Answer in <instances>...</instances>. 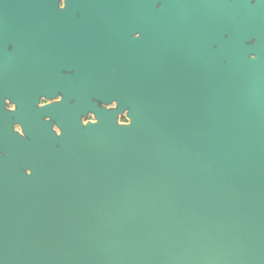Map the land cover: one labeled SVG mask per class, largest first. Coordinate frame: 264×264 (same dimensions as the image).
Listing matches in <instances>:
<instances>
[{
	"label": "water",
	"instance_id": "water-1",
	"mask_svg": "<svg viewBox=\"0 0 264 264\" xmlns=\"http://www.w3.org/2000/svg\"><path fill=\"white\" fill-rule=\"evenodd\" d=\"M15 1L14 12L33 11ZM163 1L150 26L162 35L139 68L88 59L75 76L57 77L78 94L71 109L88 108L98 122L82 132L76 114L61 119V151L33 155L44 162L23 178L38 188L17 190L15 157L0 160L12 166L0 264H264V0ZM102 2L80 1L86 14L87 3ZM153 2L141 5L153 14ZM129 3L122 10L133 12ZM49 12L59 13L53 1ZM14 22L19 33L38 31L45 51L53 44V20ZM250 35L258 43L244 44ZM92 96L128 107L132 124Z\"/></svg>",
	"mask_w": 264,
	"mask_h": 264
},
{
	"label": "flooded vegetation",
	"instance_id": "flooded-vegetation-1",
	"mask_svg": "<svg viewBox=\"0 0 264 264\" xmlns=\"http://www.w3.org/2000/svg\"><path fill=\"white\" fill-rule=\"evenodd\" d=\"M52 1L58 14L49 12ZM80 1L70 3L69 7L68 0H28L24 5L33 11L17 13L13 11L18 4L15 0H0V160L8 161L15 157L14 171L22 173V177L12 179L17 190L23 186L26 190L28 187L38 188L35 182L23 179L33 175L32 162L39 165L44 162L31 160L33 155L49 146L61 151V138L65 132L61 119L76 114L82 132L88 122H98L96 114L88 108L71 109L78 101V94L74 91L65 93L57 85L60 82L57 77L75 76L78 67L86 66L88 59L91 62L105 60L112 64L108 65L111 67L139 68L142 53L154 51L156 36L162 35L150 26L158 19L156 12L164 7L163 0H154L153 14L149 6L141 5L142 0H103V5L95 7H88L87 3V14ZM126 2H130L128 5L133 12L122 10ZM255 2L247 0L250 6ZM142 16L152 22L143 23L142 27ZM219 17V13L210 14V19ZM28 18L35 21L33 28H39L44 20L55 22L56 28L51 32L53 44L48 51L38 43V31L32 29L19 33L16 30L14 21ZM235 18L240 19L241 15ZM204 24L207 25L206 22ZM194 36L199 45V35L196 33ZM222 38H229V33L225 32ZM243 41L246 45L258 43L254 35ZM218 46V42H213L211 47L215 49ZM228 50L231 51V46ZM248 56L255 57V54L250 52ZM191 62L190 58L184 60L186 65ZM91 99L100 108L114 110L120 124L129 125L128 107L118 111L115 100L105 102L95 96ZM49 133L54 138L52 142L48 141ZM11 169L12 166L2 167L0 163V198L4 196L5 171Z\"/></svg>",
	"mask_w": 264,
	"mask_h": 264
},
{
	"label": "bare ground",
	"instance_id": "bare-ground-1",
	"mask_svg": "<svg viewBox=\"0 0 264 264\" xmlns=\"http://www.w3.org/2000/svg\"><path fill=\"white\" fill-rule=\"evenodd\" d=\"M132 124V120H130V123H129V125H131Z\"/></svg>",
	"mask_w": 264,
	"mask_h": 264
},
{
	"label": "rangeland",
	"instance_id": "rangeland-1",
	"mask_svg": "<svg viewBox=\"0 0 264 264\" xmlns=\"http://www.w3.org/2000/svg\"><path fill=\"white\" fill-rule=\"evenodd\" d=\"M117 122L119 123L120 122V119H118Z\"/></svg>",
	"mask_w": 264,
	"mask_h": 264
}]
</instances>
